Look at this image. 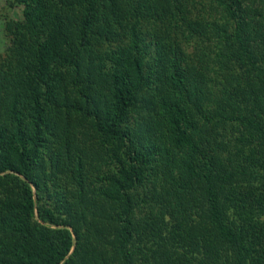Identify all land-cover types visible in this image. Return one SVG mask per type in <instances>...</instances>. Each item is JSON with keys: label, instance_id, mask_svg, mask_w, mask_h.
Here are the masks:
<instances>
[{"label": "trees", "instance_id": "trees-1", "mask_svg": "<svg viewBox=\"0 0 264 264\" xmlns=\"http://www.w3.org/2000/svg\"><path fill=\"white\" fill-rule=\"evenodd\" d=\"M17 1L0 264H264V0Z\"/></svg>", "mask_w": 264, "mask_h": 264}, {"label": "rangeland", "instance_id": "rangeland-1", "mask_svg": "<svg viewBox=\"0 0 264 264\" xmlns=\"http://www.w3.org/2000/svg\"><path fill=\"white\" fill-rule=\"evenodd\" d=\"M23 7L17 0H0V60L15 53V23L22 17Z\"/></svg>", "mask_w": 264, "mask_h": 264}]
</instances>
